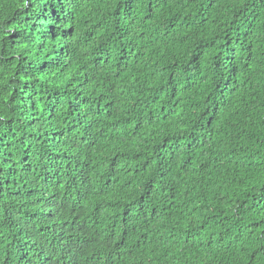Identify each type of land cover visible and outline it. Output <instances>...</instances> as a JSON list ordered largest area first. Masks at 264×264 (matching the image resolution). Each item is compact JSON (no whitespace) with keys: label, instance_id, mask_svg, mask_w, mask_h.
<instances>
[{"label":"trees","instance_id":"obj_1","mask_svg":"<svg viewBox=\"0 0 264 264\" xmlns=\"http://www.w3.org/2000/svg\"><path fill=\"white\" fill-rule=\"evenodd\" d=\"M0 264H264V0H0Z\"/></svg>","mask_w":264,"mask_h":264}]
</instances>
